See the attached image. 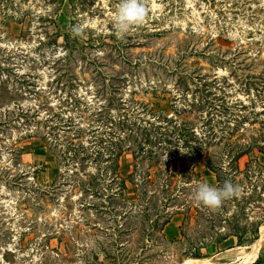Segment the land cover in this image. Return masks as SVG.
<instances>
[{
    "label": "rangeland",
    "instance_id": "rangeland-1",
    "mask_svg": "<svg viewBox=\"0 0 264 264\" xmlns=\"http://www.w3.org/2000/svg\"><path fill=\"white\" fill-rule=\"evenodd\" d=\"M118 4L0 0V264H264V0H147L145 22L123 38ZM164 138L183 152V138H201L194 170L216 186L202 164L211 157L241 193L198 212L191 179L164 207L163 192L145 204L147 184L137 204L107 202V148L121 149L117 172L133 195L134 166L153 179L165 171ZM68 140L79 146L66 151ZM96 168L97 191L83 190Z\"/></svg>",
    "mask_w": 264,
    "mask_h": 264
},
{
    "label": "trees",
    "instance_id": "trees-1",
    "mask_svg": "<svg viewBox=\"0 0 264 264\" xmlns=\"http://www.w3.org/2000/svg\"><path fill=\"white\" fill-rule=\"evenodd\" d=\"M151 112L155 113V109L154 108L151 109ZM165 117H167V116H165ZM166 120H170V118L167 117ZM190 131L193 134H195L193 129H191ZM183 139H184L183 143L184 144L186 143L185 146L188 148V150H185L184 152L181 151L180 148L170 147L168 144H171V141L167 140L166 138H164V140L159 139L156 141L157 143H159V145H162V146H158L162 149V151H158L157 154H155V157L159 160H160V158H158V157L161 155L168 157L165 171L162 172L161 171L162 168H160V166L158 165L157 169H156V173H157L156 177L153 179L150 172H149V169L147 167L144 168L141 163L139 166L138 165L134 166L135 167L134 170L130 173L131 174V182L133 184H136V186L134 187L135 192L133 195L126 194V191H125L126 180H125V178L120 176L119 173L117 172V158L121 152V149L118 148L116 150V148H113L112 146L110 148H107L108 151H106V153H105L106 155L102 159L104 162V165L102 166V171L104 170V173L108 179L106 181V185H107V188L111 189L106 194L107 202L112 203V202L118 200V201L123 202V206H126V202H128L130 200L131 203L136 202V204H137L139 199L143 196V195L140 196V193L141 194L144 193V187H145V184H147V185L152 186L153 193H152V195H149V198H147V200H145V204L149 203L151 205L153 202L156 201L157 198L160 199V194L163 192V195L161 197H162V199H165V200H161L160 206L164 207L165 204L166 205L169 203L174 204L175 203L174 201H176V200L179 201L178 197L181 193H183L182 189L186 188V186H187L185 183L190 182L191 179L194 180L195 186H197L199 182L204 181L201 177V172L194 170L193 166L195 165L197 160H199V158L205 152L204 148H205L206 144H205V146H203L204 143L201 142L202 141L201 138H183ZM181 140H182V138H181ZM110 142L112 143V141H110ZM67 143L68 144H67V147L65 149L68 152L70 150L74 149L75 147L79 146L78 143H75L72 140H70V142L68 140ZM69 145H71V146H69ZM80 148H82L81 150L84 149L83 146H81ZM142 148H143V145L140 146V148L138 150H136V149L132 150V153L134 154V158L136 159V161H138L137 157L139 155H141V153L143 152V150H141ZM152 150L153 149H151L150 152H153ZM259 150L264 152L263 149H261V148H259ZM236 151H237L236 154H232V156H234L233 159L236 158L238 155H240L245 150L243 149L240 151V149H238ZM74 153H73V156H74ZM90 153H89V150H86V155H89ZM68 154L71 155V153H68ZM97 154H98V156L101 157V152L99 150L95 151V155L93 158L96 161H97V158H96ZM175 158L176 159L182 158V159H185L186 161H189L190 162L189 171H187L188 167L183 168V169L179 170L178 172L170 171L168 169V162H170L171 160H173ZM164 161H165V159H164ZM255 163H257V165H259V167L262 166L261 162H259L257 160L255 161ZM202 164L215 173L216 181H217V184L215 187H222L226 180H228V181L232 180L231 175L229 177H227L229 172L228 171L224 172V170H221L222 169L221 165L218 162L212 160L211 157L206 158V160L203 161ZM231 166H233V164H231ZM248 167L249 166H247L245 168L244 172H248V170H249ZM139 168H140V170H139ZM234 170L236 172L239 169L235 168ZM160 171H161V173H160ZM186 171L192 175V178H190L189 174H186ZM99 173L101 174V169L96 168V172L93 171L91 174H88L89 177L86 178V181L82 182L83 190H85V189L92 190L94 188L95 189L94 193L97 191L96 188L100 184V182H99L100 176L98 175ZM137 174L139 175L138 178L136 176ZM179 181H180V183H178ZM179 190H181L180 193L177 192ZM142 198H144V197H142ZM197 204L198 203L196 202L195 206ZM200 206H204V205L198 204L195 207V209L198 212H200L201 211L200 209H202V208H200ZM206 208H208V207H206ZM208 210H211V209L208 208ZM157 213H162V211H159ZM142 214L146 215L145 212H143ZM171 214H172V212L170 213L168 211L165 212L164 214H162V219L160 221V227H159L160 230H162L163 226L170 220ZM234 233L238 237L240 236V234H238V232L235 231Z\"/></svg>",
    "mask_w": 264,
    "mask_h": 264
},
{
    "label": "clouds",
    "instance_id": "clouds-1",
    "mask_svg": "<svg viewBox=\"0 0 264 264\" xmlns=\"http://www.w3.org/2000/svg\"><path fill=\"white\" fill-rule=\"evenodd\" d=\"M148 14L147 0H119L113 13V26L118 38H123L134 26L145 22ZM78 32L79 29H73ZM241 188L226 180L222 187L210 185L206 180L196 186L194 199L212 210L218 209L224 200L241 193Z\"/></svg>",
    "mask_w": 264,
    "mask_h": 264
},
{
    "label": "crops",
    "instance_id": "crops-1",
    "mask_svg": "<svg viewBox=\"0 0 264 264\" xmlns=\"http://www.w3.org/2000/svg\"><path fill=\"white\" fill-rule=\"evenodd\" d=\"M167 224H169V221L167 222ZM164 230H167V231H171L172 232V235H175V230H174V227L172 226V227H170V226H168L167 227V225L164 227ZM256 241V240H255ZM254 241V242H255ZM253 242V243H254ZM251 246V245H250ZM250 246H249V248H250ZM249 251V249L246 251V252H248ZM245 252V253H246ZM244 253V254H245ZM244 254H242L240 257L243 259V261H245V259L247 258V256H244ZM253 254H255V253H253ZM253 256V255H252ZM252 257H250V258H247V260H250ZM203 259H208V258H203ZM203 259H200V260H203ZM238 259H239V257H238V255H236V257L232 260V261H229V264H248V262H246V263H244V262H242V263H240V262H237L238 261ZM246 260V261H247ZM214 264H218V263H214ZM225 264V263H224Z\"/></svg>",
    "mask_w": 264,
    "mask_h": 264
},
{
    "label": "bare ground",
    "instance_id": "bare-ground-1",
    "mask_svg": "<svg viewBox=\"0 0 264 264\" xmlns=\"http://www.w3.org/2000/svg\"><path fill=\"white\" fill-rule=\"evenodd\" d=\"M260 234H261V235H260V238H261V237L264 235V227L261 229ZM260 238L257 239L254 243L251 244V247H254V251L252 252V254H253V253H256V249H257L256 245L258 244ZM250 252H251V250H250ZM248 257H249V256H248ZM209 261H210V259L208 258V259H203V260L192 261V262H190L189 264H208Z\"/></svg>",
    "mask_w": 264,
    "mask_h": 264
}]
</instances>
